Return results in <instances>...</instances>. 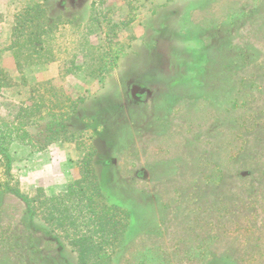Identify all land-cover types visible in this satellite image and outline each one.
Masks as SVG:
<instances>
[{"label":"rangeland","instance_id":"1","mask_svg":"<svg viewBox=\"0 0 264 264\" xmlns=\"http://www.w3.org/2000/svg\"><path fill=\"white\" fill-rule=\"evenodd\" d=\"M22 106L67 139L0 163V264H78L26 200L91 150L128 214L111 264H264V0H0V117Z\"/></svg>","mask_w":264,"mask_h":264},{"label":"trees","instance_id":"2","mask_svg":"<svg viewBox=\"0 0 264 264\" xmlns=\"http://www.w3.org/2000/svg\"><path fill=\"white\" fill-rule=\"evenodd\" d=\"M93 58L98 76L103 79L105 71L117 63L119 52L106 48ZM65 121L62 112L44 113L32 106L20 107L11 120L0 117V163L6 168L12 165L10 146L14 142L41 152L66 140ZM92 156L93 150L80 161V179L69 183L65 191L46 196L42 189H37L26 201L32 217L48 227L47 235L69 247L78 264H111L128 227V214L105 202L92 167ZM7 190L19 193L17 187Z\"/></svg>","mask_w":264,"mask_h":264}]
</instances>
